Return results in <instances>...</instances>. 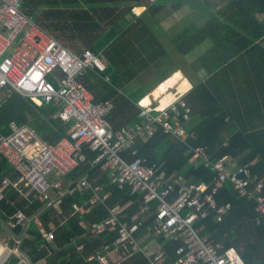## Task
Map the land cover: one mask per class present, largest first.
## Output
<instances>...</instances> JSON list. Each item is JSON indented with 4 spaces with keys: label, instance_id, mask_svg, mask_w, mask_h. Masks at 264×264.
I'll use <instances>...</instances> for the list:
<instances>
[{
    "label": "trees",
    "instance_id": "trees-1",
    "mask_svg": "<svg viewBox=\"0 0 264 264\" xmlns=\"http://www.w3.org/2000/svg\"><path fill=\"white\" fill-rule=\"evenodd\" d=\"M209 1L154 0L149 3L147 0H24L21 12L72 52L81 54L89 50L105 56L107 65L104 72L98 76L87 72L78 80L93 95V103H112L113 109L106 120L109 129L115 131L135 126L140 112L137 104L169 77L161 73L168 72L170 65L168 59L164 58L159 39L160 28L154 23L157 22V16L169 4H173L176 9L183 5L188 10L200 6L202 10L198 12L200 19L197 13V20L204 19V22L201 27L192 26L188 29L185 37L190 43L187 50L191 47H206L194 64L196 71H200L198 77L201 82L194 83L193 88L187 92L190 85L183 81L154 103L149 111L156 114L187 92L182 101L185 107L194 109L200 118L192 130L195 139L190 140L188 146L192 149L203 148L211 161L235 160L236 166L248 167L253 175L263 181L264 129L250 134L241 131L233 121L240 116L238 108H226L225 111L219 102H225L228 91L230 97L234 96L231 91L233 87L247 89L250 84L253 87L249 96L244 99L240 95L234 97V101H229V107H237L240 103L250 105L254 101L257 104L263 102L264 0H225L226 6L217 11L216 16L206 20V12L203 11L205 7L201 4ZM140 7L146 8L143 14L139 16L133 13V9ZM204 79L207 80L203 82ZM215 84L223 85L219 88L222 90L211 93L209 88ZM54 112L49 105H36L30 99L12 92L0 101V135L7 136L10 133L9 125L15 123L30 127L42 141L53 146L68 138L74 129L73 123L64 125L59 120H53L51 117ZM227 132L231 135H223ZM135 149L137 157L146 158L149 163H163L168 177L182 175L188 181L209 185L213 183L214 175L203 164H195V156L189 148L164 135L160 129L147 143H137ZM130 152L124 153L128 161L133 159ZM83 154L85 161L60 179V191L71 190L83 176H87L91 187L96 186L94 180L98 178L97 183L106 184V176L103 174L104 178L99 168L91 164L94 154L89 153L87 148H83ZM9 166L0 157V180L8 175V170H11ZM50 180L53 182V178ZM108 190L105 189V192ZM91 196V191L65 193L58 206L60 213L54 207L46 208L38 202L24 210L27 217L37 216V221L46 232L51 230L50 225L54 226V240L51 245L47 244L36 222L32 221L26 231L34 240L24 239L19 247L20 252L34 263L47 255V251L42 249L41 253L32 257V252L35 253L40 245L46 249L61 248L56 257L60 263L56 264H85L86 253L113 242L118 236V229L94 235L87 233L84 226L91 228L105 221L110 208L115 205L121 209L119 221L129 226L133 223L132 219L144 210L141 196H132L127 190L113 188L109 198L94 207L86 204ZM214 200L216 209L197 223L198 228H203L200 235H208L215 244L222 245L224 250L234 249L244 264H264V219L260 225H256L255 219L259 214L255 210V202L239 198L229 183L217 191ZM11 202L13 207L0 203L5 214L2 220L12 217L17 208H24V202ZM74 206L83 207L84 214L75 211ZM225 206H229L227 212L217 221V210ZM154 209L155 204H151L143 213L146 218L142 229L144 226H152ZM20 230L17 228L12 232L17 236ZM74 240L83 246L85 255L79 256L75 247L65 249ZM157 241L165 255V264H173L180 243L163 237H157ZM133 259L134 264H146V260L139 254ZM18 262L19 259L12 257L8 264Z\"/></svg>",
    "mask_w": 264,
    "mask_h": 264
},
{
    "label": "built area",
    "instance_id": "built-area-1",
    "mask_svg": "<svg viewBox=\"0 0 264 264\" xmlns=\"http://www.w3.org/2000/svg\"><path fill=\"white\" fill-rule=\"evenodd\" d=\"M23 2L0 0V101L12 92L18 93L36 105H49L55 111L53 120L64 125L73 123L74 129L68 138L50 146L30 127L11 123L10 133L0 135V157L17 179L2 180L0 200L6 199L4 190L10 188L24 197L25 209L38 202L59 211L62 196L74 191H91L86 203L91 207L104 203L107 197L100 195L102 188L91 187L87 176L79 178L69 191H60V184L50 180L66 177L83 163V148H87L94 154L92 166L99 168L110 186L127 190L132 196L140 195L143 213L155 204L153 224L144 229L142 217L130 226L121 223L119 207L109 210L105 221L87 228L94 235L118 229L117 238L95 249L87 258L88 264H124L138 254L146 264H165L157 237L180 243L173 264H244L233 249L224 250L208 235L201 236L203 228H198L197 223L216 209L214 195L229 183L239 198L255 202L259 214L255 223L260 225L264 219L263 181L246 166H236L226 159L211 161L203 148H190L188 142L195 139V134L186 127L189 118L178 104L156 114L149 107H140L135 126L109 129L106 117L113 109L112 103H93V96L78 80L87 72H104L105 56L89 50L72 52L21 12ZM158 129L189 148L195 164H203L214 175L212 185L188 181L182 175L168 177L163 163H149L146 158L137 157L135 145L150 141ZM126 151H131L132 160L124 158ZM228 208L217 210V221ZM73 209L83 211V207ZM29 220L23 210H17L7 227L25 228ZM44 237L52 243L53 231L44 233ZM78 250L82 252L83 246Z\"/></svg>",
    "mask_w": 264,
    "mask_h": 264
},
{
    "label": "crops",
    "instance_id": "crops-1",
    "mask_svg": "<svg viewBox=\"0 0 264 264\" xmlns=\"http://www.w3.org/2000/svg\"><path fill=\"white\" fill-rule=\"evenodd\" d=\"M212 1L213 0L209 1L210 4H208L209 2L208 3L204 2L205 9H203V11L206 12L204 15V17L206 16V20H208L210 17L216 16L217 11H220V9L222 7H225L227 4V1H225V0H222L221 2L214 3V4L212 3ZM141 8H143V11H142V13L139 14V16L141 14H143L145 12V9H146L145 7H141ZM137 9H140V8H137ZM193 9L194 10H188L183 5H181L180 8L176 9L173 4H169L163 10V12L157 16V18H158V19L156 18L157 22H154L155 24L158 25V28H160V38L159 39H160V42L163 46V53H165L164 58L166 60L168 59V64L170 65L169 66L170 70L168 72H161V73H162V75H169V77H170L174 73L179 72L184 77L183 81H187L190 85V88L187 92H189L193 88L194 83L199 84L201 82L199 80V77H198V75L200 74V71L199 70L196 71V68H194L195 67L194 64H195V60L201 54H203L206 50V47H202V48L201 47L200 48L199 47H196V48L191 47V48H189L190 50H187V48L190 47L189 46L190 43L188 42V39H186L185 33L187 32L188 29L192 28V26H197V27L200 26L201 27V24H203V22H204V19H203V21L197 20V13L200 10H202L200 8V6L196 5L193 7ZM137 11H139V10H137ZM190 13H193L191 17L188 16ZM198 19H200L199 13H198ZM152 23H153V20H152ZM91 73H93L97 76L100 75V73H96V72H91ZM229 74H231V72H229ZM206 80L204 79L203 82ZM105 81H108V80L105 79ZM159 85L160 84H158V86ZM222 86L223 85H216L215 84V86L212 88H209V90L211 91V93L212 92H218L219 90H222V89H219ZM227 86L228 85H226L225 87H227ZM248 86L249 87H247V89H245V87H243V89H237V87H233V89L231 91H233L232 95H234V96L230 97L229 96L230 91H228V96L225 97L226 98L225 102H219V105L220 106L223 105L221 107V109L222 110L225 109V111H226V108H228L230 110L233 108H238V110L240 111V116H238L239 118H237V120H235V119L233 120L235 122V126H236V128L240 129L241 131H246L247 134H250V133H253L255 131L258 132L259 130L264 129V98H263V102H260L258 104L254 101L250 105H243L240 103L237 107H235V106L229 107V101L230 100L234 101L235 100L234 97H237L238 95H240V97L242 99H244L247 96H249L248 94L250 93V89H252L253 85L250 84ZM156 88H157V86H156ZM170 91H172V90H170ZM184 95L178 97L174 103L180 105L179 108L183 109V111L180 109L182 114H187L189 120L186 123V127L188 128V130L192 131L194 129V127H196V125L200 122V118L196 113H194V109H192L188 106L185 107V102L182 101V97ZM228 97H230V99ZM260 98L261 97H259L258 99H260ZM137 106L139 108L141 107L139 105V103L137 104ZM137 122H138V118H137ZM226 122H227V120H226ZM227 123H230V122H227ZM126 127H128V126H126ZM223 135H231V133L227 132V133H224ZM232 162L235 163V160H232ZM9 169L12 170L11 167ZM11 170L10 171L8 170L7 176H3V178L0 180V184H1L2 180H4V179H9L11 181H15L17 179V175L13 172V170L12 171ZM261 171L263 174V177H261V178L264 181V166H263ZM0 175H2V174H0ZM101 175L103 176V174H101ZM60 179L61 178H53V182L60 184ZM98 180H99V178L95 179L94 182H95L96 186H99L102 188L100 195L101 196L103 195V196L107 197V199H108L110 196V190H112L114 187L110 186L108 184V182H106V181H105L106 184L105 183H97ZM76 182H75V184H76ZM108 188H109V190L105 192V189H108ZM4 194H5L6 199L0 200V203L3 202L5 205L13 207L14 205L12 204L11 200L16 201L17 203H23L24 202V208H23V211H24V210L29 209V207L33 204L32 203L31 205H29L27 207V209H25L27 202L24 199V197L19 195L18 193H16L15 191H13L10 188H6L4 190ZM34 203H36V202H34ZM116 207H119V206L115 205L114 207L110 208V210L113 208H116ZM17 210H20V209L17 208ZM120 210L121 209L119 207V214H118L119 219L121 217ZM84 211L85 210L83 208V211L81 214H84ZM143 211L144 210L142 209V214L140 211V214L136 215L132 219V222H135L137 217H142L145 219L146 216L143 214ZM3 215H5V214L0 208V245H1L0 259H1V264H8L12 257L19 259L18 264L19 263L20 264H56L57 262L60 263L59 260L56 259V257L58 255V253H60V251L62 250L61 248L53 249L50 247L49 249H46L42 245H40L37 248L38 250L35 253L32 252L30 249H28L29 252L33 253L32 257H35L36 254L41 253L42 249L47 251V255L45 257L40 258L39 260H37L34 263L31 262L30 258H28L27 256H25L24 254H22L20 252L19 247H21L22 241L24 239L25 240L29 239L30 241L34 240V238H30L28 236L27 231H26L32 221L36 222V225L40 231V234H41L42 238L45 240L44 233H46V231L41 226V224L37 221V216L28 217L30 219L29 224L25 228H21L20 234L16 236L14 234V232H12L13 230L8 229V227H7V222L11 217L10 218L8 217L6 220H2ZM123 218L124 217H122V219ZM125 225H127V224H125ZM50 226H51V230H53L54 226H52V225H50ZM84 227H85V231L87 232V227L86 226H84ZM17 241H19L18 245L16 244ZM46 243L48 244L49 242L46 241ZM49 244L51 245L52 243H49ZM80 246H82V245L76 244V241L74 240L70 245L67 246V248L65 247V249L75 247V251L79 256L85 255L83 251L81 252L78 250V247H80ZM9 249H10V253L8 254L7 251ZM14 249H16V253L13 252ZM93 251L94 250H92L88 254L86 253V255L84 257V263L85 264H88L87 258L89 257V255L92 254ZM133 260H130L124 264H134Z\"/></svg>",
    "mask_w": 264,
    "mask_h": 264
},
{
    "label": "bare ground",
    "instance_id": "bare-ground-1",
    "mask_svg": "<svg viewBox=\"0 0 264 264\" xmlns=\"http://www.w3.org/2000/svg\"><path fill=\"white\" fill-rule=\"evenodd\" d=\"M138 13L137 10H135ZM184 80L183 76L176 72L167 78L164 82H162L157 88H155L152 92L145 96L143 101L139 103L141 107H151L155 102L164 97L170 90H173L176 86H178Z\"/></svg>",
    "mask_w": 264,
    "mask_h": 264
},
{
    "label": "rangeland",
    "instance_id": "rangeland-1",
    "mask_svg": "<svg viewBox=\"0 0 264 264\" xmlns=\"http://www.w3.org/2000/svg\"><path fill=\"white\" fill-rule=\"evenodd\" d=\"M212 3H213V4H214V3H218V0H213ZM201 5L204 6V2H202ZM136 9H137V8L133 9V13H135L136 15H139V14L142 13V11H143V8L140 7V9H139L140 11H138V13H136V12H135ZM160 25H161V24H160ZM155 32H156V33H159V31H155ZM183 78H184V77H183ZM147 79L151 80L150 77H148ZM144 98H145V97H144ZM144 98H143V99H144ZM162 98H163V97H162ZM162 98H161V99H162ZM143 99H141V101H143ZM141 101H140L139 103H141ZM158 101H159V100H158ZM158 101H157V102H158ZM155 103H156V102H155Z\"/></svg>",
    "mask_w": 264,
    "mask_h": 264
},
{
    "label": "water",
    "instance_id": "water-1",
    "mask_svg": "<svg viewBox=\"0 0 264 264\" xmlns=\"http://www.w3.org/2000/svg\"><path fill=\"white\" fill-rule=\"evenodd\" d=\"M0 249H1V245H0ZM8 254L10 253V249L7 251ZM0 264H1V259H0ZM20 264V263H19Z\"/></svg>",
    "mask_w": 264,
    "mask_h": 264
}]
</instances>
